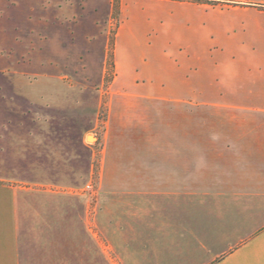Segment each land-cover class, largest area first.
<instances>
[{"label":"crops","instance_id":"obj_1","mask_svg":"<svg viewBox=\"0 0 264 264\" xmlns=\"http://www.w3.org/2000/svg\"><path fill=\"white\" fill-rule=\"evenodd\" d=\"M0 264H264V0H0Z\"/></svg>","mask_w":264,"mask_h":264},{"label":"rangeland","instance_id":"obj_2","mask_svg":"<svg viewBox=\"0 0 264 264\" xmlns=\"http://www.w3.org/2000/svg\"><path fill=\"white\" fill-rule=\"evenodd\" d=\"M111 31V39L113 40L115 31L114 26L111 28ZM111 57L112 51L110 50V61H106V74L102 82L98 81L101 68L99 61H78V63L77 61H31V90L32 95L35 96L32 98L34 101L39 100L38 93L39 91H43L45 88L48 89V91H54L51 94L55 96L61 95V91H65L67 89H74L78 91L94 90L96 94L99 93L101 95L102 106L98 112V115L96 116L95 130L93 134L89 135L88 138V142L95 145L94 174L93 177L87 181V184L85 185V191L83 193H88V196L92 197V199L94 198L95 201H97L96 199L98 197L97 192L101 169L102 146L99 140L101 134L104 131L108 87L114 78V61H112ZM39 74L55 76L65 75L67 77L64 79V81H49L43 78L40 79L38 76ZM50 99L56 100L52 98ZM78 181H80V179H78ZM89 185H92L93 192L88 191Z\"/></svg>","mask_w":264,"mask_h":264},{"label":"built area","instance_id":"obj_3","mask_svg":"<svg viewBox=\"0 0 264 264\" xmlns=\"http://www.w3.org/2000/svg\"><path fill=\"white\" fill-rule=\"evenodd\" d=\"M88 191H89V192H93V187H92V185H89V186H88Z\"/></svg>","mask_w":264,"mask_h":264}]
</instances>
